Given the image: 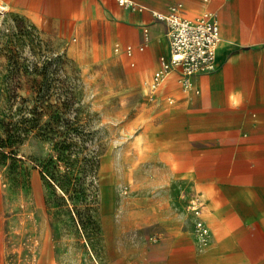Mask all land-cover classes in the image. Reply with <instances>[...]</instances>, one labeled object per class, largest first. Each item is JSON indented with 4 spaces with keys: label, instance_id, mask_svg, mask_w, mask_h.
<instances>
[{
    "label": "rangeland",
    "instance_id": "rangeland-1",
    "mask_svg": "<svg viewBox=\"0 0 264 264\" xmlns=\"http://www.w3.org/2000/svg\"><path fill=\"white\" fill-rule=\"evenodd\" d=\"M147 32L0 16L5 264H217L196 182L225 154L212 150V134L186 127L183 78L176 93L152 87L160 67L141 57ZM227 223L244 236L233 216Z\"/></svg>",
    "mask_w": 264,
    "mask_h": 264
},
{
    "label": "crops",
    "instance_id": "crops-1",
    "mask_svg": "<svg viewBox=\"0 0 264 264\" xmlns=\"http://www.w3.org/2000/svg\"><path fill=\"white\" fill-rule=\"evenodd\" d=\"M0 3L7 12L48 29L61 24L74 31L89 21L101 20L107 29L117 27L132 39H142V28L146 27V49L141 57L147 68L157 66L168 52V37L157 20L158 12L178 11L193 22L214 18L219 29L215 68L192 75L190 84L195 91L191 88L187 100L181 102L189 109L186 127L212 134V150L225 154L218 164H212L211 175H200L196 182L212 229L206 253L213 254L217 264H264V0H132L130 5L117 0ZM176 73L156 92L168 83V91L179 92ZM109 193L114 194L112 186ZM227 215L244 227L243 237L238 230L228 228ZM0 264L5 263L0 260Z\"/></svg>",
    "mask_w": 264,
    "mask_h": 264
},
{
    "label": "built area",
    "instance_id": "built-area-1",
    "mask_svg": "<svg viewBox=\"0 0 264 264\" xmlns=\"http://www.w3.org/2000/svg\"><path fill=\"white\" fill-rule=\"evenodd\" d=\"M117 1L122 5L132 4V0ZM5 12L4 6L0 3V16ZM156 17L167 25L169 56L166 61L161 59L160 68L153 73V88L158 87L172 69L181 71L184 85L190 87L188 76L192 77L198 72H210L215 68L213 60L219 29L214 18L193 22L179 14L166 17L157 13ZM197 225L203 235L208 234L207 227L200 221Z\"/></svg>",
    "mask_w": 264,
    "mask_h": 264
},
{
    "label": "bare ground",
    "instance_id": "bare-ground-1",
    "mask_svg": "<svg viewBox=\"0 0 264 264\" xmlns=\"http://www.w3.org/2000/svg\"><path fill=\"white\" fill-rule=\"evenodd\" d=\"M167 14V15H166ZM172 14H179L178 13V11L177 12H173V13H163V15H166V16H168V15H172ZM180 15V14H179ZM207 18H209L208 16L206 17V18H203V19H200V20H198V21H201V20H205V19H207ZM210 19V18H209ZM196 22V21H195ZM219 39V38H218ZM216 47V46H215ZM168 56H169V49H168V52H167V54L166 55H163V56H161L160 57V59H159V66H160V61H161V59H163L164 61H166L167 59H168ZM176 70L175 69H172V70H170L169 72H168V74L166 75V77L164 78V80L159 84V86L157 87V89L164 83V81L167 79V77L168 76H170L172 73H176L175 72ZM176 75L178 76V77H180V78H183L184 76L182 75V74H178V73H176ZM188 79H189V82H190V77L188 76Z\"/></svg>",
    "mask_w": 264,
    "mask_h": 264
},
{
    "label": "trees",
    "instance_id": "trees-1",
    "mask_svg": "<svg viewBox=\"0 0 264 264\" xmlns=\"http://www.w3.org/2000/svg\"><path fill=\"white\" fill-rule=\"evenodd\" d=\"M55 114H52L51 117H52V120L56 123H61L62 120H63V117H62V110H61V107H56V109L54 110Z\"/></svg>",
    "mask_w": 264,
    "mask_h": 264
}]
</instances>
